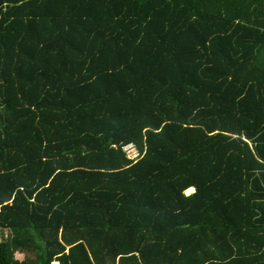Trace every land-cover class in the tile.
Instances as JSON below:
<instances>
[{
  "label": "trees",
  "instance_id": "16d2710c",
  "mask_svg": "<svg viewBox=\"0 0 264 264\" xmlns=\"http://www.w3.org/2000/svg\"><path fill=\"white\" fill-rule=\"evenodd\" d=\"M0 229V264H264V0H0Z\"/></svg>",
  "mask_w": 264,
  "mask_h": 264
},
{
  "label": "built area",
  "instance_id": "2783aa9c",
  "mask_svg": "<svg viewBox=\"0 0 264 264\" xmlns=\"http://www.w3.org/2000/svg\"><path fill=\"white\" fill-rule=\"evenodd\" d=\"M123 150L129 158H135L138 156V150L133 143H128L123 146Z\"/></svg>",
  "mask_w": 264,
  "mask_h": 264
},
{
  "label": "rangeland",
  "instance_id": "374dc122",
  "mask_svg": "<svg viewBox=\"0 0 264 264\" xmlns=\"http://www.w3.org/2000/svg\"><path fill=\"white\" fill-rule=\"evenodd\" d=\"M190 191L192 190H188L186 191L187 193H189ZM9 236V231L7 229H0V240H5L7 239ZM22 254H19V253H15V257L17 259H21L22 258ZM52 264V263H51Z\"/></svg>",
  "mask_w": 264,
  "mask_h": 264
},
{
  "label": "bare ground",
  "instance_id": "6f19581e",
  "mask_svg": "<svg viewBox=\"0 0 264 264\" xmlns=\"http://www.w3.org/2000/svg\"><path fill=\"white\" fill-rule=\"evenodd\" d=\"M52 264H58V262L57 261H53Z\"/></svg>",
  "mask_w": 264,
  "mask_h": 264
},
{
  "label": "crops",
  "instance_id": "0c3cea01",
  "mask_svg": "<svg viewBox=\"0 0 264 264\" xmlns=\"http://www.w3.org/2000/svg\"><path fill=\"white\" fill-rule=\"evenodd\" d=\"M255 1L258 2V0H253V2H255Z\"/></svg>",
  "mask_w": 264,
  "mask_h": 264
}]
</instances>
